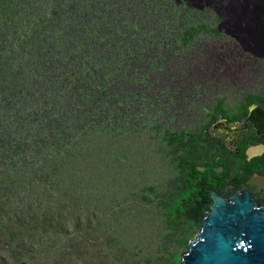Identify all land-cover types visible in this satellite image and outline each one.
Masks as SVG:
<instances>
[{
    "label": "rangeland",
    "instance_id": "1",
    "mask_svg": "<svg viewBox=\"0 0 264 264\" xmlns=\"http://www.w3.org/2000/svg\"><path fill=\"white\" fill-rule=\"evenodd\" d=\"M248 1L237 0V4L257 14L259 21L264 15V5L257 8L254 5L258 4ZM45 5L57 22L62 21L64 14L74 17L69 20L70 26L66 25L67 30L72 29L74 33L84 31L80 32L79 38L87 41L80 52L82 58L74 64L76 69L82 65L85 69L89 65L91 69L101 71L104 81H114L117 93L122 95L118 99L121 109L111 114L123 116L125 121L118 129L116 126L111 129L127 131L125 138L131 135L139 138L138 159H132L133 165L129 160L130 171L127 177H123L128 184L126 188L133 190L135 186L138 192L147 193L154 186L157 194L167 201L166 196L176 191L179 183V168L174 158L178 144L167 141L169 134L195 133L205 138L208 131L201 129L206 126L213 105L221 101L233 109L240 100L241 92L237 91L235 83L242 78L247 66L244 67L245 56H241L244 46L235 38L237 32L230 22L241 18L235 15V4L230 0H48ZM46 18L42 9L34 13L32 21L40 25L37 29L40 34L47 28ZM200 27L204 29L201 28L182 46L178 40L181 33ZM214 29L219 33L210 31ZM55 47L56 44L52 49ZM52 49L49 50L51 54ZM55 49L63 58L67 57L59 48ZM104 52L107 53L106 63L101 66L100 58ZM259 67L262 77L257 80L253 72V79L264 82V62ZM58 76H61L58 66L48 63L39 69L37 77L40 80L36 83L33 78L25 82L11 81L6 87L1 107L5 114L17 117L20 125L16 126L17 129L28 130L26 127L32 122L31 131L36 133L43 128L54 131L47 137L58 142L79 131L73 127V122L80 119L77 117L83 116L80 121H84L86 112L99 111L97 98L88 97L85 92L88 81H83L87 86H78L74 94L70 92L69 81L63 85ZM229 81L235 88L226 85ZM35 109L39 113L31 119L30 113ZM97 123L94 122L93 126L105 128L103 116ZM222 160L227 162L228 158ZM157 203L158 199L145 211L143 207H149L148 204L135 198L123 206L115 205L111 210V213L119 211L117 215L123 216V222L138 224L142 228L139 242L144 251L140 256L138 254L143 258L138 264L175 263L177 255L174 253L185 252L187 244L200 231V226L188 224L184 217L170 221L162 205ZM129 205L136 212L134 216L126 211ZM134 205L137 209L133 208ZM99 233L102 235L87 240L90 252L77 263L84 264L87 260L90 264H129V258L135 254L130 251V246L126 252L112 249L114 240L107 242L109 238L105 230ZM151 239L161 243L151 247Z\"/></svg>",
    "mask_w": 264,
    "mask_h": 264
},
{
    "label": "trees",
    "instance_id": "2",
    "mask_svg": "<svg viewBox=\"0 0 264 264\" xmlns=\"http://www.w3.org/2000/svg\"><path fill=\"white\" fill-rule=\"evenodd\" d=\"M45 4L48 0H0V264H80L77 261L85 259V253L90 252L87 240L101 236L100 230L106 231L107 242L114 240L112 249L126 252L130 246L135 254L129 258V264H138L143 259L138 254L144 251L139 242L142 228L123 222V216L117 215L119 211L111 213V210L135 198L142 199L148 206L158 199L157 204L162 205L170 221L184 217L188 224L200 226L202 198L209 195L207 188L215 187L211 179L218 175L216 168L222 165L223 157L219 158V153L200 135L173 132L167 141L178 144L174 152L179 168L176 191H171L166 201L154 186L147 193L138 192L135 186L128 190L123 177L130 171L129 160L133 165L132 159H138L139 138L133 135L125 138L127 131L111 129L115 126L118 129L124 120L123 116L111 114L121 109L118 99L122 95L117 93L114 81H104L101 71L89 65L76 69L74 64L82 58L80 52L87 41L79 38L84 31L67 30L66 25L69 27V20L74 17L64 14L62 21L57 22L56 17L47 12ZM41 9L47 14V28L40 34L37 31L40 25L32 20L34 13ZM201 28L204 29L183 31L178 39L181 45ZM210 31L216 33L215 29ZM31 37L36 38L34 42ZM55 44L67 57L52 49ZM106 58L104 52L101 66L105 65ZM48 63L58 66L61 74L58 80H62L63 85L69 81L70 92L75 94L76 88L88 81L86 94L98 100L99 111L86 112L84 121H80L83 116L77 117L80 119L73 122V127L79 131L58 142L48 138L54 131L44 128L36 133L31 131L33 124H28V120H25L28 130L17 129V117L5 114L1 107V98L6 95L11 81L25 82L34 78L36 83L40 80L39 69ZM213 107L223 111L222 102ZM38 113L37 109L31 111L30 118ZM101 116L106 121L105 128L93 126L94 122L98 125ZM136 205L133 208L137 209ZM143 208L148 211L150 206ZM126 211L132 216L136 213L131 205ZM184 241L187 244V240ZM159 243L151 239L149 246ZM174 255L177 259L173 264H179L180 253ZM84 264L90 262L86 260Z\"/></svg>",
    "mask_w": 264,
    "mask_h": 264
},
{
    "label": "flooded vegetation",
    "instance_id": "3",
    "mask_svg": "<svg viewBox=\"0 0 264 264\" xmlns=\"http://www.w3.org/2000/svg\"><path fill=\"white\" fill-rule=\"evenodd\" d=\"M230 22L237 32L235 38L244 46L241 56H245L243 62L247 68L242 78L234 81L241 92L238 103L231 109L222 102L223 111L213 107L206 126L201 129L208 131L205 139L219 153V158L227 157L228 161L222 160V165L216 168L218 175L210 178L215 187L207 188L209 195L202 198L200 221L205 211L211 209L212 191L229 202L233 196L247 191L264 208V82L253 79V72L257 80L263 75L259 66L264 62V23L245 16ZM231 83L226 85L234 87Z\"/></svg>",
    "mask_w": 264,
    "mask_h": 264
},
{
    "label": "water",
    "instance_id": "4",
    "mask_svg": "<svg viewBox=\"0 0 264 264\" xmlns=\"http://www.w3.org/2000/svg\"><path fill=\"white\" fill-rule=\"evenodd\" d=\"M212 198L179 264H264V208L247 191L231 202L216 191Z\"/></svg>",
    "mask_w": 264,
    "mask_h": 264
},
{
    "label": "bare ground",
    "instance_id": "5",
    "mask_svg": "<svg viewBox=\"0 0 264 264\" xmlns=\"http://www.w3.org/2000/svg\"><path fill=\"white\" fill-rule=\"evenodd\" d=\"M244 2L240 3L243 5ZM248 3H254V4H258V5H254L255 7L259 8V6H261L262 4L264 5V2L262 0H250L248 1ZM241 9L245 10V11H249L250 14H251V17L250 18H253L255 20H258L256 17H257V14L251 12L249 9H245L243 6L241 5H238ZM248 16H249V13H248ZM260 22H263L264 23V15L259 19Z\"/></svg>",
    "mask_w": 264,
    "mask_h": 264
},
{
    "label": "clouds",
    "instance_id": "6",
    "mask_svg": "<svg viewBox=\"0 0 264 264\" xmlns=\"http://www.w3.org/2000/svg\"><path fill=\"white\" fill-rule=\"evenodd\" d=\"M233 2L235 4V15H239V16H245L246 18H250L251 14L249 11H245L243 9H241L238 4H237V0H230V3ZM249 13V16H248ZM217 32V31H216Z\"/></svg>",
    "mask_w": 264,
    "mask_h": 264
}]
</instances>
